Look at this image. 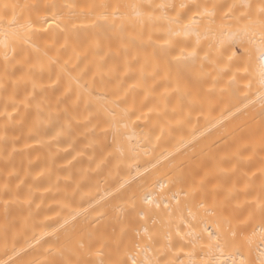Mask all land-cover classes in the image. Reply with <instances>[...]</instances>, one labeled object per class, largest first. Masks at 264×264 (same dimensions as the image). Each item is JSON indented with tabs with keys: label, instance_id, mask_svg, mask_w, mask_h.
Here are the masks:
<instances>
[{
	"label": "bare ground",
	"instance_id": "6f19581e",
	"mask_svg": "<svg viewBox=\"0 0 264 264\" xmlns=\"http://www.w3.org/2000/svg\"><path fill=\"white\" fill-rule=\"evenodd\" d=\"M0 264H264V0H0Z\"/></svg>",
	"mask_w": 264,
	"mask_h": 264
}]
</instances>
